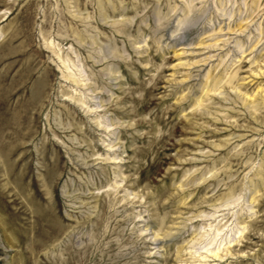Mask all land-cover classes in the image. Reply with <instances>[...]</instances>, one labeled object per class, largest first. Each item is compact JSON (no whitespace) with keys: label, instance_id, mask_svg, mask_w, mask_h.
Wrapping results in <instances>:
<instances>
[{"label":"rangeland","instance_id":"obj_1","mask_svg":"<svg viewBox=\"0 0 264 264\" xmlns=\"http://www.w3.org/2000/svg\"><path fill=\"white\" fill-rule=\"evenodd\" d=\"M0 102V264H264V0H0Z\"/></svg>","mask_w":264,"mask_h":264},{"label":"bare ground","instance_id":"obj_2","mask_svg":"<svg viewBox=\"0 0 264 264\" xmlns=\"http://www.w3.org/2000/svg\"><path fill=\"white\" fill-rule=\"evenodd\" d=\"M1 103V102H0ZM0 105H2V103L0 104ZM17 133H16V130L15 129H13V131L12 132H9V133H7L6 135L4 134L3 135V138L4 139H11V138H13V137H15V135H16ZM16 149V148H15ZM14 149V150H15ZM15 152V151H14ZM17 153V152H16ZM16 153H14V154H16ZM30 165V164H29ZM29 167V166H28ZM25 169V168H24ZM26 172H27V170H26ZM53 226V225H52Z\"/></svg>","mask_w":264,"mask_h":264}]
</instances>
